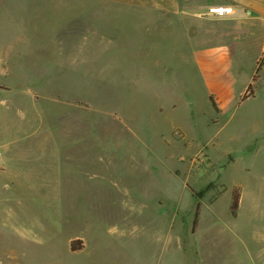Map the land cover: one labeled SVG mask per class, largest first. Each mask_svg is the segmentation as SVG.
Returning a JSON list of instances; mask_svg holds the SVG:
<instances>
[{"label": "rangeland", "instance_id": "rangeland-1", "mask_svg": "<svg viewBox=\"0 0 264 264\" xmlns=\"http://www.w3.org/2000/svg\"><path fill=\"white\" fill-rule=\"evenodd\" d=\"M143 24L0 0V264H264V20L233 95Z\"/></svg>", "mask_w": 264, "mask_h": 264}, {"label": "crops", "instance_id": "crops-1", "mask_svg": "<svg viewBox=\"0 0 264 264\" xmlns=\"http://www.w3.org/2000/svg\"><path fill=\"white\" fill-rule=\"evenodd\" d=\"M114 1L137 10L144 20L143 26H155L156 33L163 35L172 45L174 54L178 51L181 58L192 61L208 89L221 94L229 91L233 95L234 80L230 74L232 59L244 58L250 52L248 39L251 31L248 25L264 20V0H183L181 3L180 0ZM211 4H230L232 11L203 14L206 5ZM207 19H213L220 25L206 26ZM234 25L247 29L246 36L234 35ZM210 29L219 31L216 36L220 37L207 39L205 36L210 34ZM215 31L213 33L218 34ZM178 43L184 45L178 47ZM212 241L215 242L216 238ZM203 243L204 247L207 243L210 245L209 240Z\"/></svg>", "mask_w": 264, "mask_h": 264}, {"label": "built area", "instance_id": "built-area-1", "mask_svg": "<svg viewBox=\"0 0 264 264\" xmlns=\"http://www.w3.org/2000/svg\"><path fill=\"white\" fill-rule=\"evenodd\" d=\"M232 11V5L230 4H211L206 5L205 8V15H211V14H222L224 12H231Z\"/></svg>", "mask_w": 264, "mask_h": 264}, {"label": "trees", "instance_id": "trees-1", "mask_svg": "<svg viewBox=\"0 0 264 264\" xmlns=\"http://www.w3.org/2000/svg\"><path fill=\"white\" fill-rule=\"evenodd\" d=\"M202 192H203V190H200V191L196 192L194 194V196L196 198H200L201 195H202ZM238 201H239V192L237 190H234L233 194H232V200H231V203H230V213H231V215H235L237 207H238ZM197 208H198V203L196 205L195 217L197 216ZM194 222H195V220H194Z\"/></svg>", "mask_w": 264, "mask_h": 264}]
</instances>
